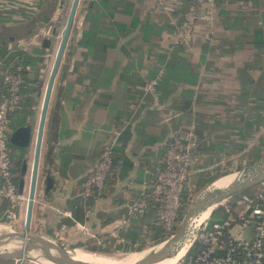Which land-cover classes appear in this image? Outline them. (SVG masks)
<instances>
[{"label": "crops", "instance_id": "obj_1", "mask_svg": "<svg viewBox=\"0 0 264 264\" xmlns=\"http://www.w3.org/2000/svg\"><path fill=\"white\" fill-rule=\"evenodd\" d=\"M183 2L78 1L43 123L34 191L39 197L34 198L29 225L35 233L49 236L56 227L61 242L131 248L148 239L150 225L157 226L155 212L125 224L121 219L126 206L149 191L171 133L185 129L189 117L194 118L196 164L210 159L203 148L214 141L213 147H224V97L238 93L240 70L250 64L241 59L243 50L257 32L264 34V0H215L218 25L208 40L201 41L205 29L198 24L188 46L174 47L169 41ZM70 4L71 0H0V96L7 72L25 61H40L33 68L24 67L25 86L34 82L35 87L26 95L31 98L28 108L20 102L9 114L10 132L34 122L22 192L28 188L35 127L57 48L52 45L59 41ZM40 28L50 34L48 48L42 47L45 39L29 41ZM82 36L94 42L78 44ZM159 71L156 109L141 87ZM116 130L119 136L105 188L98 198L84 200L80 182L98 159L108 133ZM10 150L11 155L20 153L19 148ZM6 209L7 203L0 200L1 218Z\"/></svg>", "mask_w": 264, "mask_h": 264}, {"label": "built area", "instance_id": "obj_2", "mask_svg": "<svg viewBox=\"0 0 264 264\" xmlns=\"http://www.w3.org/2000/svg\"><path fill=\"white\" fill-rule=\"evenodd\" d=\"M54 21L55 18L52 22ZM198 24H202L205 29L201 41L208 40V36L218 25L214 0H190L181 15V21L175 26L169 44L188 46ZM49 37L46 29L40 28L29 41L36 44ZM161 75L162 72L159 71L141 87L142 92L152 98L156 109L160 108L157 105L156 86ZM22 83L20 68L7 72L2 78L4 91L0 96V200L7 203L3 214L5 221L9 216L14 217L13 214L26 201L23 192L18 191L12 181L13 162L8 143L9 114L20 103ZM118 136V130L108 133L98 159L80 182L84 200L89 197L96 199L104 190L106 178L112 170V152ZM194 148L192 125L170 135L164 147L161 164L152 172L149 191L140 194L138 199L126 206L121 224L152 208L165 235L172 232L182 207L180 194L189 175ZM177 264H264V181L258 184L256 192L251 196H241L232 204H224L222 217L215 220L207 217Z\"/></svg>", "mask_w": 264, "mask_h": 264}, {"label": "water", "instance_id": "obj_3", "mask_svg": "<svg viewBox=\"0 0 264 264\" xmlns=\"http://www.w3.org/2000/svg\"><path fill=\"white\" fill-rule=\"evenodd\" d=\"M79 0H71V4L65 18L63 28L59 37L58 45L54 54L53 62L45 83L40 111L36 123L31 165L29 170V182L26 195V204L21 232L7 231L0 232V259L7 261H18V264H24V258H27L32 252H38L46 261L51 264H80L74 262L68 255L70 250L58 246L51 240L41 235H29V225L31 219V209L34 201L35 182L37 174V164L39 159L40 141L43 130V123L46 113L48 97L52 87V82L61 59ZM42 47L48 48L51 40H42ZM34 132V122L19 126L13 129L8 136L9 145L19 148L28 149L31 143L32 134ZM26 160H23L20 166V179L18 191H21L22 180L26 173ZM230 175V174H229ZM233 175V179L223 187H212L213 182L204 188L187 206L174 233L164 242L166 247L164 251L153 259L149 264H158L166 259L173 258L178 250L179 244L184 239L186 231L190 224L199 217L203 212L210 209L211 212L220 205L222 201L227 200L231 196L238 194L244 190L250 189L264 181V154L252 165L242 169ZM216 181V180H215ZM46 185V190L49 188ZM210 190V191H207ZM208 215V216H209ZM0 222H5L4 218ZM8 245L14 246L7 248ZM72 250V249H71ZM124 254V253H122Z\"/></svg>", "mask_w": 264, "mask_h": 264}, {"label": "rangeland", "instance_id": "obj_4", "mask_svg": "<svg viewBox=\"0 0 264 264\" xmlns=\"http://www.w3.org/2000/svg\"><path fill=\"white\" fill-rule=\"evenodd\" d=\"M214 4H215V0H214ZM215 7H216V4H215ZM59 37H60V34H59ZM57 44H58V41H56L52 45V49H55ZM174 47H178V46H174ZM52 53L53 52H51V54H50L51 56H52ZM48 58L50 59V56ZM241 59L248 61L250 64H253L254 68H256V69H252L250 71L251 76H256L257 77V74L259 72L258 71V67H260L263 70V72H264V58L254 56V50L251 51L250 47L247 46V47L244 48ZM46 75L47 74L42 75V77H41V82L42 83H44L43 81L45 80ZM230 94L234 95V98L224 97V125L227 124L228 126H232L234 124L233 120L235 119V121H236V115L237 114H242V115L245 114V112H244L245 107L243 109H241L242 106H239L240 104L238 103L239 102L238 99H235L236 96H238V93L235 92V93H230ZM144 95H149V94L145 93ZM151 100H152V98H151ZM152 103H153V100H152ZM219 103H220V101H219ZM157 105L160 107V104L158 103V100H157ZM238 109H239V111H241L240 113H238ZM261 114H263V112H261ZM170 118L171 117H169V116L165 117L163 121L164 122H168V120ZM219 118H220V116H219ZM195 123L196 122H195L194 118H192V117L190 118L189 117V122L186 125V128L189 127L190 125L193 126V134L194 135H195V129H196L195 128L196 127ZM178 130L182 131V130H184V128H181V129H178ZM228 133H230V130H229V128L227 126H225L224 127V136H225V134H228ZM171 134H174V132H172ZM230 136L232 137L234 142H240V140L238 139L237 136H233V135H230ZM215 143L216 142L214 141L212 145H209L205 149L203 148V150H204L203 154L206 155L207 157H210V159H205L200 164H196L195 159H193V152H194L195 148L193 149V151L191 153L192 154V158H191L189 171H188L189 175L187 176V178H186V180H185V182L183 184V189H182V192L180 194V199H181L182 193L186 192V199L183 201L184 202L183 206H182V202H181V206H182L181 208L183 210L181 209L182 212L180 210L181 214L179 212V219L175 223L176 227H177V225H178V223L180 221V218L183 215L185 209L189 205V203L204 188H206V187H208L210 185V184H207L203 188L198 189V184L196 183L197 182V177L196 176L198 174H203V175H208V176H212V175L213 176H221V177L227 176L229 174L230 175L231 174H237L242 169L252 165L259 156H262L264 154V122L257 127L256 131L247 140H245V143L247 144V149L243 150L241 153L231 154V155L225 156L224 152H227L228 150L224 151V147L220 148V149L213 147V145ZM225 143L226 142L224 140V144ZM195 146H196V140H195ZM255 147H258V151H257V153L255 155H253L252 152H253V149ZM29 151H30L29 148L28 149H23V151L20 153V158H22V160H28ZM213 152L215 153V156L211 157V154H213ZM216 154H219V157H216L217 156ZM15 163L16 162L14 160L13 170L12 171H14L16 169ZM198 170H200V171H198ZM147 172L148 171H146V173ZM221 177H219V178H221ZM106 180H107V178H106ZM151 185L152 184H150L149 187H151ZM257 186L258 185L248 189L246 194H241L239 197H236L237 199H235L234 202L238 201L241 196H244V197L251 196L253 193L256 192ZM23 194L26 197L27 191L25 190L23 192ZM38 197L39 196H36V198L35 197L34 198L37 200ZM228 202L229 203L232 202V199H230V200L227 199L225 201H222L219 206L222 207V206H224V204H226ZM25 203H26V201L22 202V204L20 205L19 209L13 214L14 217L9 216L8 218H6V221L4 222L3 225L5 227H7L8 230L15 231V232H21L22 231L24 211H25ZM0 218H1V216H0ZM156 223H157V220H156ZM157 226H159L158 223H157ZM176 227L173 228L172 232H170L169 235H165L164 236V238H163L164 240L162 242L167 240L174 233ZM54 231H55V233H53ZM35 232L36 231H34L30 227L29 231H28V234L29 235H41L42 237L53 241L58 246L63 247L65 249H67V250H71L73 248H76V246L78 244H80L76 240H74V241H66V242L62 241L61 242L59 240V237H58L59 234L57 233V228L56 227L55 228H51V231L48 234H46V235H49V236H45L43 234H38V233H35ZM147 238L148 239L143 238V240L141 242L133 244L132 246H130L131 249H133V250L127 251V252H121L120 250H118V248H120V246H122L119 243H117V245H115V244H111V243H108V242L107 243L104 242V243L101 244V242L95 243V242H88L87 241V242H85V244L82 245L83 248H77V249H80V250H82L84 252L95 253L97 255L112 256V255H119V254H122V253L133 252V251L137 252V251H141L143 249H149L151 247H155L157 244L160 245V243H162V242L156 243V241L152 239V233L151 234L149 233ZM89 248H95V250L92 252V251L88 250ZM137 249H139V250H137ZM103 251H106V252H103ZM14 263L18 264V261H11V264H14ZM24 264H38V263H37V260L35 259V257L32 254H29L27 258H24Z\"/></svg>", "mask_w": 264, "mask_h": 264}, {"label": "trees", "instance_id": "obj_5", "mask_svg": "<svg viewBox=\"0 0 264 264\" xmlns=\"http://www.w3.org/2000/svg\"><path fill=\"white\" fill-rule=\"evenodd\" d=\"M190 0H184V6H183V13L186 10L187 5L189 4ZM181 21V18L179 19L178 22ZM259 33V34H257ZM256 38L255 40H253L250 44V47L252 46L253 50H254V56L256 57H261L264 58V34H262V32H257ZM85 35V34H84ZM93 39L91 37H85L82 36V38L80 40L77 41L78 44H91L93 43ZM165 58V57H164ZM165 60V59H164ZM40 61L36 60V59H32L31 61H25L24 64H21V66H19L20 68V75L23 79V83L21 85L20 88V96L25 95L23 97L20 98V102L22 103L21 106L23 109L28 108L29 106V102L31 101V98H28L29 93H33L35 91V87H33L32 85H34V82H32L31 86L27 88V86H25L26 84V80H25V75H24V67L25 66H29L30 68H33L35 64H38ZM16 67H13L12 70L14 71ZM167 69V68H166ZM252 69H256L254 68L253 64H245L241 70H240V78H239V90H238V96H236L235 99H238V103L240 104L239 106H242L241 109H243L245 107V114H237L236 115V121L235 119L234 124L232 126H228L227 124L224 125L227 126L230 130V133L225 134L224 136V140H225V144H224V151L228 150L227 152H224L225 156L231 155V154H238L241 153L243 150L247 149V144L245 143V140H247L257 129V127L259 125H261L264 122V72L263 70L258 67V74L257 77L256 76H251L250 71ZM249 72V74H248ZM162 76V75H161ZM27 79V78H26ZM159 83V82H158ZM241 111H239L238 109V113H240ZM261 112H263V114H261ZM230 135L233 136H237L238 139L240 140V142H234V140L232 139V137ZM195 140L196 139V135H195ZM197 146V145H196ZM195 146V147H196ZM10 148H14L13 146L11 147V145H9ZM20 153L23 151V149H19ZM258 151V147H255L253 149L252 154L255 155ZM20 153L17 155H11V159L14 163L15 160V165H16V169L14 171H12V181L14 183V185L16 186L17 190H18V184H19V172H20V166L22 163V158H20ZM261 156H259L255 162L260 158ZM20 159V160H19ZM223 176V175H222ZM197 184H198V189L203 188L204 186H206L207 184H211L212 182L214 183L215 180H219L221 176H208V175H203V174H198L197 176ZM219 178V179H218ZM248 190V189H247ZM247 190H244L238 194H235L233 196H231L230 198H228L229 200L232 199V202H230L231 204L234 203V200L237 199L236 197H239L241 194H246ZM186 199V192L182 193L181 196V202H182V206H183V201ZM182 209V208H181ZM183 210V209H182ZM181 210V212H182ZM149 212H155L154 209H150L148 211H146L145 213H149ZM180 212V214H181ZM142 214V215H145ZM141 216V215H140ZM138 217V216H136ZM134 217V218H136ZM222 217V207L217 206L209 215V218L211 220H215ZM133 218V219H134ZM133 219H130V221H132ZM156 219V217H155ZM179 219V217H178ZM177 219V221H178ZM128 222V223H129ZM149 233H152V239L156 241V243H160L162 242L164 239V236L166 233H164V231L161 229L160 226H149ZM158 245V244H157ZM76 248H83V246L81 244H78L76 246ZM89 251H94L95 248H89ZM118 250H120L121 252H127V251H131L133 249L126 247V248H118ZM139 250V249H137ZM144 250V249H143ZM142 251V250H141ZM191 251V250H190ZM106 252V251H103ZM136 252V251H133ZM139 252V251H137ZM0 264H11V261H7V260H1L0 259Z\"/></svg>", "mask_w": 264, "mask_h": 264}, {"label": "bare ground", "instance_id": "obj_6", "mask_svg": "<svg viewBox=\"0 0 264 264\" xmlns=\"http://www.w3.org/2000/svg\"><path fill=\"white\" fill-rule=\"evenodd\" d=\"M233 175H227L221 177L218 181H216L212 187H223L228 182L233 179ZM210 191V190H207ZM210 209L203 212L199 217H197L189 226L186 231V235L184 239L179 244L176 255L173 258L166 259L158 264H177L182 255L185 253L187 247L191 244L192 240L195 238L196 232L199 229V226L202 222L208 217ZM3 222H0V232L10 231L3 225ZM14 246L8 245L7 248H12ZM166 244L160 243V245H156L155 247H151L149 249H144L139 252H128L119 255L112 256H102L97 255L95 253L84 252L80 249L73 248L68 252V255L72 258L74 262L80 264H149L153 259L159 256L165 249ZM134 253V254H133ZM38 264H51L46 261V258L43 257L38 252L31 253Z\"/></svg>", "mask_w": 264, "mask_h": 264}]
</instances>
